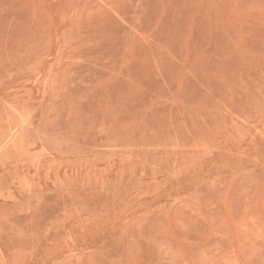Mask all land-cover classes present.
Listing matches in <instances>:
<instances>
[{
    "label": "rangeland",
    "instance_id": "1",
    "mask_svg": "<svg viewBox=\"0 0 264 264\" xmlns=\"http://www.w3.org/2000/svg\"><path fill=\"white\" fill-rule=\"evenodd\" d=\"M0 264H264V0H0Z\"/></svg>",
    "mask_w": 264,
    "mask_h": 264
}]
</instances>
